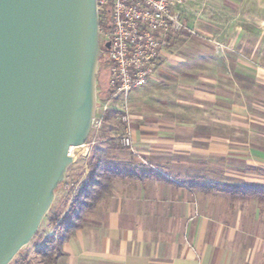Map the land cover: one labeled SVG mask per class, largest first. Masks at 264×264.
<instances>
[{
	"label": "crops",
	"instance_id": "1",
	"mask_svg": "<svg viewBox=\"0 0 264 264\" xmlns=\"http://www.w3.org/2000/svg\"><path fill=\"white\" fill-rule=\"evenodd\" d=\"M212 54L188 52L180 64L164 51L151 80L139 88L151 92V106L146 94L132 97L140 106L130 116L132 148L101 145L117 161L151 168L168 181L114 180L112 194L85 212L56 264H264V209L253 199L232 201L183 186L231 184L252 176L247 169L256 162L264 165V148L248 142L262 134L239 111L237 64ZM237 168L243 174L233 172ZM87 174L84 165L79 183Z\"/></svg>",
	"mask_w": 264,
	"mask_h": 264
},
{
	"label": "water",
	"instance_id": "2",
	"mask_svg": "<svg viewBox=\"0 0 264 264\" xmlns=\"http://www.w3.org/2000/svg\"><path fill=\"white\" fill-rule=\"evenodd\" d=\"M101 56L95 0H0V264L35 236L90 135Z\"/></svg>",
	"mask_w": 264,
	"mask_h": 264
},
{
	"label": "rangeland",
	"instance_id": "3",
	"mask_svg": "<svg viewBox=\"0 0 264 264\" xmlns=\"http://www.w3.org/2000/svg\"><path fill=\"white\" fill-rule=\"evenodd\" d=\"M182 11V18L186 22L188 31H184L183 35L177 34L178 39L165 46V51L176 55L180 64H182V60L184 61L187 58L186 54L188 52L199 53L203 50H211L222 61L236 63L238 67L236 85L239 95V111L247 112V119L251 121L254 131L262 134L261 136L254 135L250 139L248 138V142L252 143L255 149L264 148V0H193ZM198 61L197 59L195 63H198ZM246 65L247 68L243 67ZM101 66H103V72L106 75L108 64L105 60V51L101 56ZM248 66L253 67L251 69L253 72L246 70ZM104 76L98 77L96 93L104 87ZM139 91V89H136L130 92L124 102L114 100L107 103L108 109L106 112L113 111L112 118L105 120L103 117L102 127L98 131L90 132L85 147L71 149L70 156L74 161L68 167L62 184L55 192L54 200L47 212L48 216L63 214L68 208L72 196L84 181L79 183L85 165V163L80 162L79 157L85 149L89 151V147L92 149L94 146L105 143L125 152L132 148L130 116L134 110L136 111L140 107L133 105L132 97L134 95L137 98L146 94L148 107L151 106L148 101L152 99L151 92H148V89H145L146 93L144 94L143 92L139 93ZM110 100L109 95L108 101ZM100 105L101 102L97 98L96 107ZM144 111L150 112L148 109ZM125 114L127 117L126 122H122L117 118L118 115ZM126 132L130 134L131 138V145L128 148L120 144V138ZM239 139H244V136H239ZM91 143L93 145H90ZM89 153L91 154V150ZM90 154L85 156L89 158ZM232 170L243 174L245 169ZM247 170L253 172L252 176L242 177L233 173L237 178H232L233 182L231 184L242 187L264 188V165L256 162L253 169L249 168ZM251 199L254 200L255 206L264 209V203H258L254 198H249L248 201ZM260 215L263 216L262 212H260ZM52 235L53 229L49 226L47 218H44L30 243L18 252L11 264L24 258L27 260L25 264H42L36 250L42 238Z\"/></svg>",
	"mask_w": 264,
	"mask_h": 264
},
{
	"label": "built area",
	"instance_id": "4",
	"mask_svg": "<svg viewBox=\"0 0 264 264\" xmlns=\"http://www.w3.org/2000/svg\"><path fill=\"white\" fill-rule=\"evenodd\" d=\"M192 1L95 0L98 41L106 51L108 64L102 90L110 95L111 100L96 107L91 131L102 127L107 103L114 100L124 102L130 92L148 84L171 37L188 31L182 9ZM105 43H109L108 49L104 48ZM117 118L127 121L126 114ZM120 144L130 147L128 132L120 138Z\"/></svg>",
	"mask_w": 264,
	"mask_h": 264
},
{
	"label": "trees",
	"instance_id": "5",
	"mask_svg": "<svg viewBox=\"0 0 264 264\" xmlns=\"http://www.w3.org/2000/svg\"><path fill=\"white\" fill-rule=\"evenodd\" d=\"M101 51L103 53L105 50L102 48ZM101 75L104 76L100 57L96 77L97 82L98 77ZM97 98L101 103L108 101V95L102 89L97 92ZM113 114V111L106 112L104 119H111ZM101 145L94 146L91 149V154L85 163L88 174L72 196L66 211L63 214L49 216L46 214L44 217L47 218L49 226L52 227L53 235L42 238L36 250L42 264L57 263V260L63 256V243L79 228L81 217L85 212L92 210L98 203L112 194L114 180L130 179L143 181L147 178H154L160 182L168 181L151 168L137 167L132 163L117 161L102 149ZM61 184L58 185L57 190ZM183 186L188 190H198L203 194L219 193L227 195L232 201L254 198L258 203H264V188L242 187L233 184L219 185L200 180L185 183ZM25 261L27 262L24 258L14 264H25Z\"/></svg>",
	"mask_w": 264,
	"mask_h": 264
},
{
	"label": "flooded vegetation",
	"instance_id": "6",
	"mask_svg": "<svg viewBox=\"0 0 264 264\" xmlns=\"http://www.w3.org/2000/svg\"><path fill=\"white\" fill-rule=\"evenodd\" d=\"M99 46H100V49H102V48H103L101 45H99Z\"/></svg>",
	"mask_w": 264,
	"mask_h": 264
},
{
	"label": "bare ground",
	"instance_id": "7",
	"mask_svg": "<svg viewBox=\"0 0 264 264\" xmlns=\"http://www.w3.org/2000/svg\"><path fill=\"white\" fill-rule=\"evenodd\" d=\"M72 149H74V148H72ZM70 153H71V150H70Z\"/></svg>",
	"mask_w": 264,
	"mask_h": 264
}]
</instances>
